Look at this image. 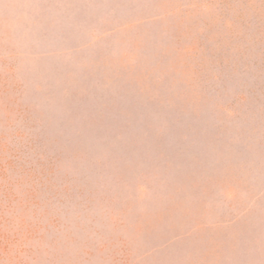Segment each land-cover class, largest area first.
Returning <instances> with one entry per match:
<instances>
[{"label":"rangeland","instance_id":"374dc122","mask_svg":"<svg viewBox=\"0 0 264 264\" xmlns=\"http://www.w3.org/2000/svg\"><path fill=\"white\" fill-rule=\"evenodd\" d=\"M0 264H264V0H0Z\"/></svg>","mask_w":264,"mask_h":264}]
</instances>
